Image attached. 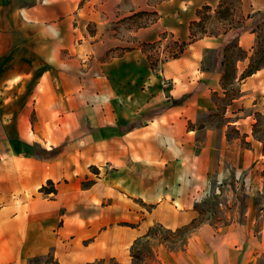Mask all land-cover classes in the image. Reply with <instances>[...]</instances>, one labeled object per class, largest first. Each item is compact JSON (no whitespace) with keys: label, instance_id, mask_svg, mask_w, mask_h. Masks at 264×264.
I'll list each match as a JSON object with an SVG mask.
<instances>
[{"label":"crops","instance_id":"crops-1","mask_svg":"<svg viewBox=\"0 0 264 264\" xmlns=\"http://www.w3.org/2000/svg\"><path fill=\"white\" fill-rule=\"evenodd\" d=\"M222 1L0 0V264L49 253L56 264H130L152 227L199 221L205 198L218 217L200 220L182 247L158 242L151 264H264V144L253 137L254 115L233 122L250 147L227 139L231 122L207 123L221 108L213 97L228 91L216 53L236 28L190 39L198 11ZM150 8L157 19L130 41L111 30ZM243 10L241 26H252L264 0ZM163 33L188 44L153 66L142 45ZM257 40L251 30L234 40L247 56L225 115L264 112V66L240 80ZM50 185L56 192L41 191Z\"/></svg>","mask_w":264,"mask_h":264},{"label":"rangeland","instance_id":"rangeland-1","mask_svg":"<svg viewBox=\"0 0 264 264\" xmlns=\"http://www.w3.org/2000/svg\"><path fill=\"white\" fill-rule=\"evenodd\" d=\"M159 1L161 0H151L150 5H155ZM245 1L246 0H223L221 5L216 9H206L205 7H203L201 10H199L197 14V23L193 25V31L196 35L195 39L204 37L206 35H220L230 29L238 28L242 24H244L246 20L243 10ZM153 10L154 9L152 8H150L149 10H145L148 12V15H144L142 17L131 16L129 18H125V20H121V22L119 23L112 24L111 30L116 32L117 38L130 41L131 33L134 30H136L137 28L148 26L157 19V13ZM93 31L94 30H92V32ZM257 34L260 43L264 47V25L257 30ZM181 43L182 42L175 40L171 35L163 33L158 41H155L153 43H144L142 45V48L146 52L150 53L149 57L151 64L155 66L158 62H164L166 60L172 59L174 55L179 51L178 45H180ZM113 52L114 53H112V55L120 53L119 50H113ZM253 54L251 55V57H253ZM226 55L227 57L225 58V64L231 69H233V67L235 66L237 77V65L238 63L240 66L242 65V63L239 61H243V59L247 56V53L245 52L244 54L237 48H229L226 50ZM255 58L257 60L259 59V56H256ZM230 79H232V73ZM233 83L234 84H229L227 86L228 91L226 93V98L221 102L217 97H213L216 103H220L221 108H218L216 112L208 116L207 123L212 124L216 128H219L220 126L227 125L228 122H231L230 125H227V139L231 141L239 139V141L242 142L244 146L250 147L251 141H246L241 137L242 134L240 132V126L238 127L237 123L233 122H237L236 120H238L241 115L243 117V115L253 114L254 124H252L251 126L253 137L256 139L258 138L264 144V112H261L259 110L254 111L253 108L248 107L239 108L237 110L234 109L235 111H231L229 112V114L225 115V106L231 101V99L239 96L240 94L239 87L238 85H236L237 82ZM244 136L245 134L243 135V137ZM198 203L201 213L199 221L205 219L212 220V218V221H214L218 217L216 214L220 210L219 206L215 205V199L213 201L205 198L204 201L202 200ZM199 221H195L193 225L183 227L179 230H176L175 232H171L157 225L152 227L149 239L140 241L131 250L132 260L130 264H151L154 258L153 250L156 248V244H158V242L169 245L170 247H182L186 242L188 236L191 235L193 229H195L199 224ZM133 254L135 257H133ZM44 260L54 261V256L49 253L47 255L34 257L29 260L28 264H40L44 262ZM97 264L119 263L115 262L113 259H101V261H99V263Z\"/></svg>","mask_w":264,"mask_h":264},{"label":"trees","instance_id":"trees-1","mask_svg":"<svg viewBox=\"0 0 264 264\" xmlns=\"http://www.w3.org/2000/svg\"><path fill=\"white\" fill-rule=\"evenodd\" d=\"M204 7L206 9L209 8L208 6H204ZM144 15H148V12L147 11H140L138 13H135L132 16L133 17H140V16L142 17ZM196 23H197V21L193 22V24L191 26V36H190L191 41L195 40V37H196V35L193 31V25H195ZM263 25H264V19L261 21L257 20V22L254 23L252 26H249V27L241 26V27L234 29L224 38L222 45L218 48L217 53H216L217 62H218V60H219V62L221 61V65H223V67H224L223 75L221 78V85L224 89H227V86L229 84H234L233 82H235V80H236V68H235V66L233 67V69H231L225 64V58L227 57L226 50L229 48H237L239 51H241L242 53L245 54V51L241 50L237 46V44L234 42V40L240 35L241 32H243L245 30H251L253 32H257V30L260 29V27H262ZM187 44L188 43H186V42H182L180 45H178L179 51L174 55L173 58H177V57L181 56V54L184 52ZM256 56H259V59L256 60V58H255ZM263 66H264V47L260 43V40L258 39L253 57L250 58V63L247 66V68L245 69L244 73L242 74L240 80L244 79L247 76L254 74L256 71L261 69ZM231 73H232V79H230ZM188 97H189V95L185 94L181 98L173 100L172 103L173 104H182L184 101H186L188 99ZM41 191L46 192V193H51V192H56V189L54 187H52V185H50L49 187H42ZM133 257H135L134 254H133ZM99 261H101V260H98L95 262H89V263H85V264H97V263H99ZM44 262H50V263L56 264V262L51 261V260H44Z\"/></svg>","mask_w":264,"mask_h":264}]
</instances>
